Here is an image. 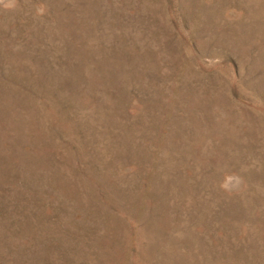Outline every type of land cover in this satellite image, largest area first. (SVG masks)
<instances>
[{
	"label": "rangeland",
	"instance_id": "rangeland-1",
	"mask_svg": "<svg viewBox=\"0 0 264 264\" xmlns=\"http://www.w3.org/2000/svg\"><path fill=\"white\" fill-rule=\"evenodd\" d=\"M0 264H264V0H0Z\"/></svg>",
	"mask_w": 264,
	"mask_h": 264
},
{
	"label": "clouds",
	"instance_id": "clouds-1",
	"mask_svg": "<svg viewBox=\"0 0 264 264\" xmlns=\"http://www.w3.org/2000/svg\"><path fill=\"white\" fill-rule=\"evenodd\" d=\"M241 180L239 177H235V176H228L225 178V180L223 181V183L221 184V187L224 190L227 191H231L233 188H236L240 185Z\"/></svg>",
	"mask_w": 264,
	"mask_h": 264
}]
</instances>
